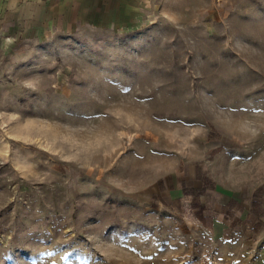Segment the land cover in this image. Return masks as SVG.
<instances>
[{
  "label": "rangeland",
  "instance_id": "374dc122",
  "mask_svg": "<svg viewBox=\"0 0 264 264\" xmlns=\"http://www.w3.org/2000/svg\"><path fill=\"white\" fill-rule=\"evenodd\" d=\"M101 2L0 8V264H264V0Z\"/></svg>",
  "mask_w": 264,
  "mask_h": 264
},
{
  "label": "crops",
  "instance_id": "0c3cea01",
  "mask_svg": "<svg viewBox=\"0 0 264 264\" xmlns=\"http://www.w3.org/2000/svg\"><path fill=\"white\" fill-rule=\"evenodd\" d=\"M1 7L12 23L44 24L68 32L104 21L101 0H0Z\"/></svg>",
  "mask_w": 264,
  "mask_h": 264
}]
</instances>
